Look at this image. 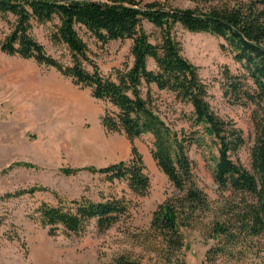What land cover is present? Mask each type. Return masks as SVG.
<instances>
[{
    "label": "trees",
    "instance_id": "1",
    "mask_svg": "<svg viewBox=\"0 0 264 264\" xmlns=\"http://www.w3.org/2000/svg\"><path fill=\"white\" fill-rule=\"evenodd\" d=\"M172 1L0 0V21L7 26L0 51L53 68L74 85L90 90L93 99L105 104L101 123L106 131L123 134L132 144L128 161L104 168L66 170L67 175L80 171L103 175L110 182L126 183L133 195L144 197L151 183L133 141L151 136L152 159L183 194L182 198L166 201L154 212L151 229L158 233L170 253L184 247L180 228L192 225L199 215L212 211L207 196L194 184V164L189 155L193 147L202 150L212 164L219 190L252 197V203L229 205L225 212L222 210L224 219L217 218L210 226L209 237L217 244L206 253V263L219 264L222 257L231 255V248L240 240L264 235V0H220L216 5L194 8H180ZM146 24L155 33L147 32ZM37 26L49 27V41L54 47H65L69 64L48 54L34 36ZM179 28L222 39L221 49L230 52L240 65L237 73L224 70L222 89L231 103L254 105L261 113L250 169L233 160L245 144L243 134L211 107L208 86L199 68L183 55L177 39ZM82 33L101 44L132 41V64L103 74L89 56ZM156 90L171 93L191 106L189 131L176 130L165 121ZM43 191L47 189L33 187L7 194L0 201ZM129 209L130 201L123 197L99 202L81 198L70 202L59 200L57 206L42 203L37 213L49 235L55 236L60 231L80 235L92 221L99 232L108 231L129 215ZM116 264L141 263L122 257Z\"/></svg>",
    "mask_w": 264,
    "mask_h": 264
},
{
    "label": "rangeland",
    "instance_id": "2",
    "mask_svg": "<svg viewBox=\"0 0 264 264\" xmlns=\"http://www.w3.org/2000/svg\"><path fill=\"white\" fill-rule=\"evenodd\" d=\"M172 2L180 8H194L216 5L220 0ZM145 29L155 33L148 24ZM6 32V24L0 21V41ZM49 32V27L37 26L34 36L48 54L69 64V53L63 46L52 45ZM82 37L90 50L89 56L103 74L132 64V41L101 44L84 33ZM177 39L184 57L199 68L213 110L241 130L245 144L233 160L250 169L261 113L254 105L231 103L222 89L224 70L237 73L240 65L230 52L221 49L224 41L220 38L179 28ZM150 67H154L152 62ZM155 93L165 121L176 130L189 131L191 106L171 93L157 90ZM104 111L105 104L93 99L90 90L74 85L55 69L0 51V197L33 187L47 189L0 201V264H116L122 257L141 264H207L206 253L217 244L209 237L212 222L224 219L222 210L229 205L254 202L250 196L219 190L212 164L202 150L193 147L189 155L194 164V184L207 196L212 211L199 215L192 225L181 227L184 247L170 253L158 233L151 229L154 212L166 201L182 198L183 194L152 159L151 136L133 141L151 183L144 197L133 195L126 183L110 182L103 175L64 172L104 168L130 159L132 144L123 134L106 131L101 123ZM212 152H216L215 148ZM114 197L130 201L129 215L104 233L92 221L80 235L60 231L51 236L38 221L37 210L42 203L57 206L59 200L87 198L99 202ZM231 251L219 264H264V235L245 237Z\"/></svg>",
    "mask_w": 264,
    "mask_h": 264
}]
</instances>
